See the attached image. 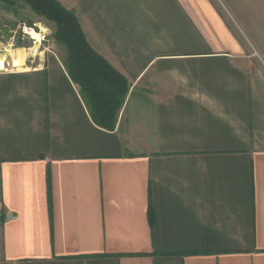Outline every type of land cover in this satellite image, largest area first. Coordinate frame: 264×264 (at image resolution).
<instances>
[{"label":"crops","instance_id":"1","mask_svg":"<svg viewBox=\"0 0 264 264\" xmlns=\"http://www.w3.org/2000/svg\"><path fill=\"white\" fill-rule=\"evenodd\" d=\"M56 1L125 87L0 70V264H264V61L215 0Z\"/></svg>","mask_w":264,"mask_h":264},{"label":"rangeland","instance_id":"2","mask_svg":"<svg viewBox=\"0 0 264 264\" xmlns=\"http://www.w3.org/2000/svg\"><path fill=\"white\" fill-rule=\"evenodd\" d=\"M215 2L239 38L246 55L261 64L264 61V0ZM23 25L33 26L41 41L36 43L33 39L22 37ZM52 33L51 23L36 17L19 1L10 0V4L0 2V59H3L6 69H12L15 62L24 65L25 58H36L40 52H52L66 61L65 49L54 41Z\"/></svg>","mask_w":264,"mask_h":264},{"label":"trees","instance_id":"3","mask_svg":"<svg viewBox=\"0 0 264 264\" xmlns=\"http://www.w3.org/2000/svg\"><path fill=\"white\" fill-rule=\"evenodd\" d=\"M14 1H19L36 17L52 24V37L66 52L67 73L71 80L80 86L83 93L100 96L104 92H111L119 97L125 87L124 80L88 46L72 12L65 10L56 0ZM0 2L10 4V0ZM150 210L149 206V213Z\"/></svg>","mask_w":264,"mask_h":264},{"label":"bare ground","instance_id":"4","mask_svg":"<svg viewBox=\"0 0 264 264\" xmlns=\"http://www.w3.org/2000/svg\"><path fill=\"white\" fill-rule=\"evenodd\" d=\"M29 35H30L31 39L36 41V43H39L41 41V36L38 32L30 31ZM14 67H20V63L15 62ZM4 69H5L4 61H3V59H0V70H4Z\"/></svg>","mask_w":264,"mask_h":264},{"label":"built area","instance_id":"5","mask_svg":"<svg viewBox=\"0 0 264 264\" xmlns=\"http://www.w3.org/2000/svg\"><path fill=\"white\" fill-rule=\"evenodd\" d=\"M30 31H36V29H35L33 26H26V25H23V26L21 27L22 37H24V38H29V39L31 40L30 35H29ZM33 41L36 42L35 40H33ZM5 69H6V68H5Z\"/></svg>","mask_w":264,"mask_h":264}]
</instances>
